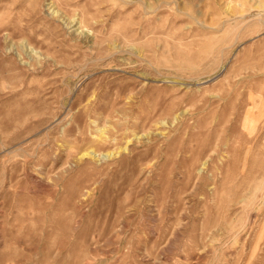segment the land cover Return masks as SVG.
<instances>
[{
	"label": "rangeland",
	"instance_id": "374dc122",
	"mask_svg": "<svg viewBox=\"0 0 264 264\" xmlns=\"http://www.w3.org/2000/svg\"><path fill=\"white\" fill-rule=\"evenodd\" d=\"M0 264H264V0H0Z\"/></svg>",
	"mask_w": 264,
	"mask_h": 264
},
{
	"label": "bare ground",
	"instance_id": "6f19581e",
	"mask_svg": "<svg viewBox=\"0 0 264 264\" xmlns=\"http://www.w3.org/2000/svg\"><path fill=\"white\" fill-rule=\"evenodd\" d=\"M132 138V137H131ZM126 145V144H125ZM104 154V153H103ZM111 154V153H110Z\"/></svg>",
	"mask_w": 264,
	"mask_h": 264
}]
</instances>
